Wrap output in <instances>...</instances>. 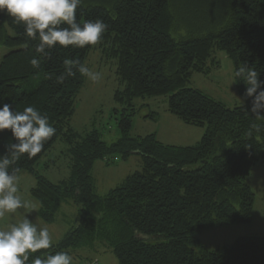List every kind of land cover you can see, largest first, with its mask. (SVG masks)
<instances>
[{"label": "trees", "instance_id": "trees-1", "mask_svg": "<svg viewBox=\"0 0 264 264\" xmlns=\"http://www.w3.org/2000/svg\"><path fill=\"white\" fill-rule=\"evenodd\" d=\"M76 18L108 25L97 46L116 59L122 88L114 99L123 104L117 119L121 136L111 144L95 130L81 134L72 126L86 76L73 68V75L57 81L66 58L86 65L95 45H57L33 68L37 41L0 12V48L8 50L0 58V107L7 103L23 111L32 106L56 129L41 153L31 159L23 154L12 167L34 172L58 140L66 142L72 155L68 179L53 183L36 174L31 194L47 223L56 220L65 202L78 207L65 236L30 254L27 264L36 255L58 251L68 252L72 264H82L102 250L112 251L119 264H264V235H241L217 249L197 237L204 229L253 220L256 194L247 179L264 163V115L251 112L253 98L245 96L247 86L236 72L247 66L264 81V0H83ZM218 51L234 62L237 89L245 98L239 106L228 107L188 86L193 73L219 66ZM163 95L171 114L204 128L197 144L169 145L154 133L131 134L135 100ZM15 142L11 130L0 132V155ZM113 153L139 154L142 167L109 193L97 195L91 167Z\"/></svg>", "mask_w": 264, "mask_h": 264}, {"label": "rangeland", "instance_id": "rangeland-1", "mask_svg": "<svg viewBox=\"0 0 264 264\" xmlns=\"http://www.w3.org/2000/svg\"><path fill=\"white\" fill-rule=\"evenodd\" d=\"M7 51L6 48L1 47L0 58ZM217 56L219 66L208 73H193L188 86L203 91L228 107L239 106L245 102V98L237 89L234 62L221 51L217 52ZM86 66L92 71L101 72L102 79L92 82L85 78L77 98L72 126L81 134L95 130L103 141L111 144L121 136L117 119L120 118L123 104L114 99L115 91L122 88L117 74V62L116 59L107 58L102 48L95 45L87 57ZM135 106L137 111L132 116V135L144 136L154 133L162 143L178 146L195 145L201 140L204 128L186 124L171 114L168 109V95L138 98L135 100ZM151 112L158 114L156 119L144 117ZM69 147L70 145L66 142L58 140L38 161L34 172L26 170L19 172V194L22 198L34 202L37 208L33 212L31 209L28 210L32 213H25L23 209H19L15 214H7L4 218H0V229L27 215L33 222L38 221L42 226L48 227L52 243L59 242L65 236L78 216V207L74 201L69 200L62 204L56 212V220L49 224L39 216L38 203L34 200L31 189L37 182L36 174L44 176L53 183H61L68 179L72 162ZM107 158L109 160L96 159L90 171L94 191L100 196L124 183L127 176L142 167L141 155L136 153L127 158L123 157V153H113ZM262 176L263 179H260L255 171L248 178L257 198L252 222L202 230L197 237L209 249L229 245L241 235H264V175ZM97 253L99 264L101 262L102 264H119L112 251L102 250Z\"/></svg>", "mask_w": 264, "mask_h": 264}, {"label": "clouds", "instance_id": "clouds-1", "mask_svg": "<svg viewBox=\"0 0 264 264\" xmlns=\"http://www.w3.org/2000/svg\"><path fill=\"white\" fill-rule=\"evenodd\" d=\"M83 0H0V12L6 11L13 22L21 24L24 34L30 40L37 41L35 54L30 60L33 68H39L41 59L50 56L57 45L84 48L99 44L108 29L102 20L77 21L76 11ZM39 57V58H38ZM65 73L57 77L62 83L66 76L73 75V68L90 81L102 79V73L92 71L86 65L72 59L63 61ZM250 67H241L236 72L247 86L245 96L252 97L251 112L264 115V81ZM259 130V125H253ZM11 130L15 143L6 146V153L0 155V218L15 214L23 209L25 213L36 211L37 205L22 198L19 194L20 169L12 167L17 159L27 154L31 159L41 153L45 143L56 132L49 118L38 109L27 106L23 111L14 109L10 104L0 107V132ZM251 135V132L248 133ZM31 209L32 212H28ZM52 236L47 226L33 222L27 215L19 221H13L0 229V264H27L30 254L49 249ZM73 257L64 251L55 254L36 255L31 264H72Z\"/></svg>", "mask_w": 264, "mask_h": 264}, {"label": "crops", "instance_id": "crops-1", "mask_svg": "<svg viewBox=\"0 0 264 264\" xmlns=\"http://www.w3.org/2000/svg\"><path fill=\"white\" fill-rule=\"evenodd\" d=\"M257 172V174H259V178L260 179H263V176H262V174L264 175V163L263 162H261V163H258L254 168H253V170L251 171V173H250V175H249V177L253 174V172ZM248 177V178H249ZM247 182H248V179H247ZM248 184L252 187V185H251V183L250 182H248ZM35 200V199H34ZM256 202H257V198H256V200H255V205H254V211L256 210ZM38 207H39V204H38ZM253 211V212H254ZM38 214H39V209H38ZM254 214V213H253ZM40 216V215H39ZM49 224H51V223H49ZM250 235V234H249ZM99 255H94V257L93 258H95V259H97V260H99V257H98ZM99 262H100V260H99ZM103 262H101V264H102Z\"/></svg>", "mask_w": 264, "mask_h": 264}, {"label": "built area", "instance_id": "built-area-1", "mask_svg": "<svg viewBox=\"0 0 264 264\" xmlns=\"http://www.w3.org/2000/svg\"><path fill=\"white\" fill-rule=\"evenodd\" d=\"M82 264H99L98 260L95 259V260H90V261H87L85 263H82Z\"/></svg>", "mask_w": 264, "mask_h": 264}]
</instances>
